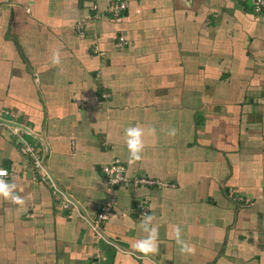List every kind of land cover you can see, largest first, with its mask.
I'll return each mask as SVG.
<instances>
[{
	"label": "crops",
	"instance_id": "crops-1",
	"mask_svg": "<svg viewBox=\"0 0 264 264\" xmlns=\"http://www.w3.org/2000/svg\"><path fill=\"white\" fill-rule=\"evenodd\" d=\"M115 161L127 182L110 186ZM0 170L19 198L0 196V264H264L251 0H0Z\"/></svg>",
	"mask_w": 264,
	"mask_h": 264
},
{
	"label": "built area",
	"instance_id": "built-area-1",
	"mask_svg": "<svg viewBox=\"0 0 264 264\" xmlns=\"http://www.w3.org/2000/svg\"><path fill=\"white\" fill-rule=\"evenodd\" d=\"M252 2V11L255 17H257L259 20L264 22V0H251ZM126 9V5L124 3H119L117 5H114L113 7L109 8V14L112 18H119L121 16V13ZM76 31L80 34H84V27L83 24L79 23L76 26ZM121 46V43L118 45ZM7 114V113H5ZM23 153L28 154V158L32 159V167L33 171L36 173V175L44 176L43 172V166L41 162H39V157L36 154L35 148L29 145H25L22 148ZM105 179L107 183L110 186H117L121 185L123 183L127 182V179L125 177V171L123 167L118 163V161H115L114 163L110 164L107 167L102 168ZM3 174H0V176H6V171L2 170ZM44 179L43 177H41ZM134 184L140 185V186H157L160 187L162 184L158 182H154L145 178H136L133 180ZM142 211L144 210L143 207H141ZM111 214V208L106 206L103 207L100 212L97 214L96 222H101L106 220ZM145 212L143 211L142 215H144Z\"/></svg>",
	"mask_w": 264,
	"mask_h": 264
},
{
	"label": "clouds",
	"instance_id": "clouds-1",
	"mask_svg": "<svg viewBox=\"0 0 264 264\" xmlns=\"http://www.w3.org/2000/svg\"><path fill=\"white\" fill-rule=\"evenodd\" d=\"M54 62H58V58L54 56ZM128 134V129L126 130V135ZM139 136V133H137ZM127 147L130 150V154L133 159H139V152L142 149V141L140 138L137 139H127L126 141ZM0 174H3L2 170H0ZM15 188L14 184H10L4 180H0V196L9 197L11 196L12 199L16 202H19V198L15 196L13 190ZM155 228H153L150 232V235L147 240L141 241L137 244V247L141 252H150L153 251L155 248L154 239H155ZM177 233H179V229H177ZM183 251L191 252L192 249L188 245H184L182 248Z\"/></svg>",
	"mask_w": 264,
	"mask_h": 264
},
{
	"label": "rangeland",
	"instance_id": "rangeland-1",
	"mask_svg": "<svg viewBox=\"0 0 264 264\" xmlns=\"http://www.w3.org/2000/svg\"><path fill=\"white\" fill-rule=\"evenodd\" d=\"M24 156H28V154L27 153H24ZM39 162H42V160L40 158H39Z\"/></svg>",
	"mask_w": 264,
	"mask_h": 264
}]
</instances>
